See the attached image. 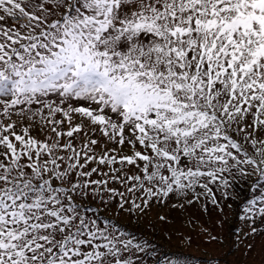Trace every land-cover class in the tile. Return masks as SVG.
Here are the masks:
<instances>
[{
	"label": "snow or ice",
	"instance_id": "6c2138e0",
	"mask_svg": "<svg viewBox=\"0 0 264 264\" xmlns=\"http://www.w3.org/2000/svg\"><path fill=\"white\" fill-rule=\"evenodd\" d=\"M243 189L255 236L264 0H0V264H189L101 215Z\"/></svg>",
	"mask_w": 264,
	"mask_h": 264
},
{
	"label": "rangeland",
	"instance_id": "374dc122",
	"mask_svg": "<svg viewBox=\"0 0 264 264\" xmlns=\"http://www.w3.org/2000/svg\"><path fill=\"white\" fill-rule=\"evenodd\" d=\"M32 135L43 139L38 131H33ZM123 151L130 154L128 148ZM250 194L247 189L241 190L240 202H225L223 214L211 204L207 205L205 211L203 199L189 205L183 200L177 201L170 197L164 204L152 203L139 216L118 213L113 206L105 210L101 215L103 219H100L117 224L121 231L141 243L148 241L155 249V255L151 259L157 262L163 259L187 260L189 264H264V231L255 236H246L250 229L244 227L239 219L242 204ZM173 203H183V208H174ZM229 203L232 204L231 209L227 206ZM161 216L166 219L160 220ZM218 221H223V224ZM256 226L261 227L260 222ZM205 229L216 235L218 240L208 242ZM239 229L243 230L238 231ZM238 236L242 243L238 241ZM249 244L252 245L251 249L247 248Z\"/></svg>",
	"mask_w": 264,
	"mask_h": 264
},
{
	"label": "trees",
	"instance_id": "16d2710c",
	"mask_svg": "<svg viewBox=\"0 0 264 264\" xmlns=\"http://www.w3.org/2000/svg\"><path fill=\"white\" fill-rule=\"evenodd\" d=\"M102 218V217H101ZM103 219V218H102Z\"/></svg>",
	"mask_w": 264,
	"mask_h": 264
}]
</instances>
